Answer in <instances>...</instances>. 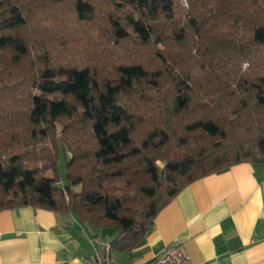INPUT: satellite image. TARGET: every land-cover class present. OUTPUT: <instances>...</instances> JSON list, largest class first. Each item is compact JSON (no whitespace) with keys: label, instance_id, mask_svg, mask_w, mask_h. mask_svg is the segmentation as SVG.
I'll return each instance as SVG.
<instances>
[{"label":"trees","instance_id":"trees-1","mask_svg":"<svg viewBox=\"0 0 264 264\" xmlns=\"http://www.w3.org/2000/svg\"><path fill=\"white\" fill-rule=\"evenodd\" d=\"M240 163L264 166V0H0V211L73 213L123 252Z\"/></svg>","mask_w":264,"mask_h":264},{"label":"crops","instance_id":"crops-1","mask_svg":"<svg viewBox=\"0 0 264 264\" xmlns=\"http://www.w3.org/2000/svg\"><path fill=\"white\" fill-rule=\"evenodd\" d=\"M118 237L73 213L21 207L0 211V264H84ZM173 246L191 264H264V166L240 163L183 188L143 240L111 264H146Z\"/></svg>","mask_w":264,"mask_h":264},{"label":"built area","instance_id":"built-area-1","mask_svg":"<svg viewBox=\"0 0 264 264\" xmlns=\"http://www.w3.org/2000/svg\"><path fill=\"white\" fill-rule=\"evenodd\" d=\"M110 245H103L100 252H95L93 260H83L84 264H111ZM146 264H191L185 249L181 246H173L164 250L160 255Z\"/></svg>","mask_w":264,"mask_h":264},{"label":"rangeland","instance_id":"rangeland-1","mask_svg":"<svg viewBox=\"0 0 264 264\" xmlns=\"http://www.w3.org/2000/svg\"><path fill=\"white\" fill-rule=\"evenodd\" d=\"M57 168H58V175L61 183H66V171H65V159L62 152L60 153L58 162H57Z\"/></svg>","mask_w":264,"mask_h":264}]
</instances>
